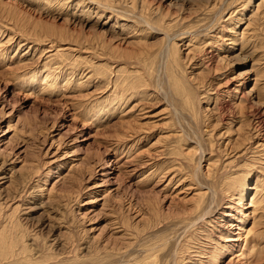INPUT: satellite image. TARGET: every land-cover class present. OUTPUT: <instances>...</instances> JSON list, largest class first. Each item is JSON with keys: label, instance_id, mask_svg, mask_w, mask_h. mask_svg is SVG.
I'll return each instance as SVG.
<instances>
[{"label": "rangeland", "instance_id": "rangeland-1", "mask_svg": "<svg viewBox=\"0 0 264 264\" xmlns=\"http://www.w3.org/2000/svg\"><path fill=\"white\" fill-rule=\"evenodd\" d=\"M260 1L0 0V264H264Z\"/></svg>", "mask_w": 264, "mask_h": 264}, {"label": "bare ground", "instance_id": "bare-ground-1", "mask_svg": "<svg viewBox=\"0 0 264 264\" xmlns=\"http://www.w3.org/2000/svg\"><path fill=\"white\" fill-rule=\"evenodd\" d=\"M262 5V7H264V0H261L260 2H259V4H258V7L260 8V6ZM218 37V36H217ZM237 39H235L234 41H231L230 43H231V47H230V49H226V51L230 54V55H234V54H236V53H239V52H241V51H243V48H239L238 47V44H237V41H236ZM238 47V48H237ZM211 54V53H210ZM216 55V54H215ZM214 54H212L211 55V59L213 60L212 62H214V61H216V60H214L215 58H216V56H215ZM209 56V55H208ZM218 56V55H217ZM225 56V55H224ZM221 57V59H218V58H220V57H218L217 59V61L219 62V63H223V62H227V59L229 58V56L227 57ZM210 59V60H211ZM210 62V61H209ZM215 63H217V62H215ZM226 64V63H225ZM218 65V64H217ZM217 65H214V66H217ZM219 65H222V64H219ZM218 67V66H217ZM220 67V66H219ZM228 67V66H227ZM228 82V80L226 81V83ZM225 92V91H224ZM260 121V120H259ZM259 123V122H258ZM263 123V122H262ZM261 123V124H262ZM260 124V125H261ZM259 127V126H258ZM256 128V127H255ZM5 178H2V179H0V180H4ZM229 242V241H228Z\"/></svg>", "mask_w": 264, "mask_h": 264}]
</instances>
